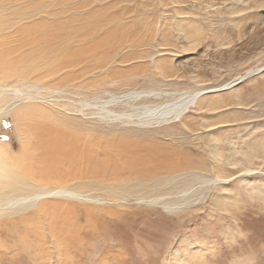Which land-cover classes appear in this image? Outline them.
Masks as SVG:
<instances>
[{
    "label": "rangeland",
    "instance_id": "obj_1",
    "mask_svg": "<svg viewBox=\"0 0 264 264\" xmlns=\"http://www.w3.org/2000/svg\"><path fill=\"white\" fill-rule=\"evenodd\" d=\"M246 1L0 0V264H264L251 197L264 190V71L154 126H138L144 107L170 97L116 98L216 87L264 64V0ZM57 129L100 156L53 159L42 135ZM125 140L156 153L96 165ZM58 188L73 194L14 199Z\"/></svg>",
    "mask_w": 264,
    "mask_h": 264
},
{
    "label": "bare ground",
    "instance_id": "obj_2",
    "mask_svg": "<svg viewBox=\"0 0 264 264\" xmlns=\"http://www.w3.org/2000/svg\"><path fill=\"white\" fill-rule=\"evenodd\" d=\"M237 1H239L240 8L243 9L241 7V4H244L246 0H237ZM246 2H249L248 5H250V7L252 6L254 9H256L258 7L257 0H247ZM260 71H264V64H262L258 67H255V69H248L247 71H244L241 75L233 77L229 81H225V82L223 81V83H221V85L216 86V87L201 88V89L192 90V91H184L181 93H168L165 91L156 92V91H152V90L151 91L130 90V91H127L126 93H124L121 96H118L116 98H117V100H121L120 102H122L123 105L124 104L126 105L127 103L131 104L132 102L139 100V99H146L147 100V98H154V99L156 98L157 99V98H164V97L169 98L170 97V99H166V100H163V101L158 102V103L154 102L155 104H153L151 106H145L144 107L146 109L144 112V113H146V115L144 116L145 118L142 119L141 121L137 122V123H141L138 126H152L153 124L158 125L160 123H170V122L177 121L182 116H184L190 110L191 107H194L197 104L198 99L202 95L207 94V93H211V92H215V91H219V90L231 88V87L235 86L236 84L240 83L241 81H243L244 79L249 78V76L251 74L254 75L255 73H258ZM19 103H21V101L15 100V101L11 102L6 110L9 111L10 109L16 107ZM30 108H33V106ZM6 110L4 112H6ZM25 110H26V108H24L22 110L20 109L18 112H20V114H22V113L26 114L27 112H25ZM111 115H114V113ZM35 131H36V129L33 128L34 133H35ZM54 132H56V133L60 132V134H62L63 136L61 138H58V139H57V136H56V138H53L49 134V133H52V131L44 133V135H42L43 136L42 137V144L44 146L45 145L48 146V144L54 145L53 147H51V149L57 150V152H54L53 154H51L53 159H59V158H62V157L64 158L65 156H68L70 158L72 157L69 160L73 162V161H77V159L79 157L90 156V158H89L90 161L94 162L93 159H96L95 157H97L99 155L98 154L97 156L93 157L94 156L93 153L96 151L97 148H99V147L95 146V141L89 140L87 142V140H86L84 142V144L80 143V147H79L77 142H78V140L79 141H81V140L77 136L71 137L72 134L71 135L69 134L70 135L69 136L65 132V130H59L58 131V129H57ZM71 138H73L74 140L69 141V139H71ZM114 141H116V139H114ZM123 143H125V144H123ZM123 143L122 142L119 143L120 144L119 150L114 149L115 148L114 147V148H108L107 150L103 151L102 153H104L106 157L103 156L104 160L101 159L100 157H98L101 160L97 158L98 159L97 162H99V163L96 165L98 167H101V168L102 167L106 168V167H108V164L111 163L113 165L114 169H121V168L125 169V167L133 168L135 166V164H138V166H140V164H142L144 162V157L150 158L151 156H153L156 153L155 151L147 150V152H142L141 153L142 155H140L136 152H132V149L129 146V144H130L129 141L125 140V142H123ZM113 145L115 146V144H113ZM35 148H36V146H33L31 144L28 147V149H25L26 154H24L23 156L26 155V157H20L19 159L22 161L25 159L28 160L29 159V153H31L32 151H36ZM104 148H107V145ZM34 153L36 155V152H34ZM88 153H91V154L87 155ZM167 154H168V152L166 153V155ZM36 156H38V155H36ZM29 161H27V162H29ZM158 161H159V159H158ZM34 162L35 161L32 160L31 164H34ZM161 162H162V160H161ZM169 162H170V160H169ZM37 163H38V161H37ZM79 164H80V162H79ZM110 167H111V165H110ZM27 169H29V168H27ZM117 171H119V170H117ZM215 180H217V179H215ZM254 189H255L254 191L250 189L251 191H253L251 197L257 198L259 201H261L259 204L262 207H264V190H262L261 188H254ZM61 194L68 196V195L73 194V192L71 193V191H68L66 189L58 188V189L50 190L44 194H35L33 196L26 197V198H14V199H16L15 201L20 202L19 204H21V203H26L27 201L35 202L36 200H38L40 198H44L45 196H49V197L62 196ZM17 203H15V204H17ZM12 205H13V203H12Z\"/></svg>",
    "mask_w": 264,
    "mask_h": 264
},
{
    "label": "water",
    "instance_id": "obj_3",
    "mask_svg": "<svg viewBox=\"0 0 264 264\" xmlns=\"http://www.w3.org/2000/svg\"><path fill=\"white\" fill-rule=\"evenodd\" d=\"M251 75H252V74H251ZM251 75H250V76H251Z\"/></svg>",
    "mask_w": 264,
    "mask_h": 264
}]
</instances>
